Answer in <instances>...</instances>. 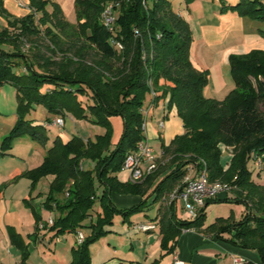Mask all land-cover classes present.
Here are the masks:
<instances>
[{
    "label": "trees",
    "instance_id": "16d2710c",
    "mask_svg": "<svg viewBox=\"0 0 264 264\" xmlns=\"http://www.w3.org/2000/svg\"><path fill=\"white\" fill-rule=\"evenodd\" d=\"M37 14L9 20L0 0V13L6 27L0 30V88L16 90L17 121L1 142V151L10 150L14 140L28 137L43 143L45 127L32 126L24 120L34 106H42L55 117L88 119L79 94L89 95L88 112L93 122L105 128L95 141L72 137L66 143L55 139L43 162L24 174L30 192L42 177L52 176L44 208L56 213L53 224L43 227L58 237L77 234L90 219L91 233L71 250L69 264H91L90 245L105 237L116 215L126 222L130 215L144 210L149 199L159 203L187 175L190 166L205 163L210 182L227 183L231 190L206 203H234L243 206L240 219L233 215L217 218L204 228L206 208L193 221L178 217L175 206H167L162 215L151 220L161 236L160 248L170 254L184 231L203 232L254 251L264 264V185L252 178L250 161L264 169V51L229 57V72L235 88L223 101L203 95L208 84L206 72L196 70L190 59L192 43L188 23L174 13L169 0H75L76 23H68L57 4L49 0H27ZM120 4L116 39L123 50L117 52L109 43L111 35L99 22L107 2ZM192 0H184L189 5ZM50 4L52 11H47ZM220 12L264 23V0H238L225 4ZM139 32L135 38L133 30ZM264 36V32H261ZM28 45V53L23 46ZM21 68L22 73L16 69ZM48 86L45 91L44 87ZM153 91L152 106L169 95L167 109H175L184 133L168 145L161 142L166 165L145 176L142 182L121 183L125 157L145 140L143 102ZM111 116L123 120V132L117 145H110ZM46 123H50L49 120ZM222 145L231 149L229 163H221ZM84 161L93 167L84 168ZM164 166V167H163ZM165 170V171H164ZM161 176L158 178L159 174ZM96 184L101 193L96 192ZM127 193L143 198L136 207L117 210L112 193ZM99 201L101 213L93 223L90 211ZM40 217L35 215L36 230ZM12 244L22 252L19 236L9 229ZM27 253L22 255L25 264ZM152 264H156V261Z\"/></svg>",
    "mask_w": 264,
    "mask_h": 264
},
{
    "label": "crops",
    "instance_id": "0c3cea01",
    "mask_svg": "<svg viewBox=\"0 0 264 264\" xmlns=\"http://www.w3.org/2000/svg\"><path fill=\"white\" fill-rule=\"evenodd\" d=\"M49 1L60 7L64 19L68 23H76L75 12L74 16L67 17L70 13L68 3L70 7H74L75 0ZM7 2L18 6L14 0H2V7L9 20L20 19L26 15L23 12H20L21 14L15 12L12 6L11 9H8ZM223 2L229 4L226 0ZM209 4L212 5V10L208 11L207 6ZM184 7L180 8V11L184 10V13L178 12V15L182 14L180 17L188 23L191 31L192 43L189 59L196 70L200 72L213 71L214 76L212 77L217 79V85L213 91H209V81L204 88L203 95L207 99L221 102L235 88L229 72V57L246 55L252 51H264V36L261 34L264 32V23L239 18L231 12L222 13L220 12V5L217 7L214 0H192L189 5ZM46 9L48 12L52 11L50 4ZM6 19L0 13L3 28L6 27ZM164 104V100L162 104L161 102L155 106L150 104L147 107L151 106L145 119L144 135H147L145 140L153 148L156 156L162 154L161 142L165 145L171 142L169 136L164 135L162 137L161 135V131L165 129V122L171 117L170 111L166 112L165 110L161 118H154L156 119L154 128L147 122L153 120V113L158 106H164ZM162 118L165 122L163 128L159 129L158 124ZM16 121L17 116H13L12 120L6 121L1 127L0 147L2 139L8 135ZM43 127H46V123L43 124ZM175 132V136L184 133L182 124ZM153 141H156L157 145H154ZM226 149L231 155V149ZM43 158V153L33 154L32 141L28 137H20L14 140L10 150H0V264H21L22 255L25 252L28 254L25 264H69L71 262V250L73 248L69 238L65 240L64 245L63 240H59L60 238L57 239L58 243H55L53 242L55 241L52 237L53 233H49L45 228L42 230L35 229V215L40 217L38 225L42 223L44 226L47 218L49 217V220L53 217L51 212H46L48 217H45V210L41 203L42 197L33 199V194L29 188L30 182L24 177V174L37 168L42 163ZM32 162H35L34 166H31ZM249 164L254 166L253 170L250 169L253 172V180L263 185L264 183L262 184L261 181L264 180V169L259 166L258 162L250 161ZM124 174L117 175L118 179L122 181ZM115 205L117 206V203ZM242 213L243 210L238 206L231 210V215L235 220H238ZM205 227H207L206 224ZM10 228L18 234L19 240L25 247L24 252L12 244L9 234ZM136 235L137 238L145 235V246L133 248V244L130 243V251L121 255L118 254L119 251L118 253L107 251L106 248L99 251L95 250V254L91 250V264H134L140 263V261L150 263L161 255L164 256H161L159 264H163V262L172 264L174 254L184 264H204L205 262H209V264H231L232 257L236 256L245 258L249 264H260L259 257L254 251L242 250L225 241L226 235L223 236V239H219L209 233L184 231L176 243L172 244L174 250L170 254H164L160 249L161 236L158 227L151 232L136 231ZM66 241H69L70 244H66ZM52 243L55 244L52 245ZM100 252H102V257L98 258ZM63 253L64 255H62Z\"/></svg>",
    "mask_w": 264,
    "mask_h": 264
},
{
    "label": "rangeland",
    "instance_id": "374dc122",
    "mask_svg": "<svg viewBox=\"0 0 264 264\" xmlns=\"http://www.w3.org/2000/svg\"><path fill=\"white\" fill-rule=\"evenodd\" d=\"M169 1H170L171 7L174 13L176 14H178V12H182V14L184 13V10L180 11L181 10L180 8H183L184 6H186L183 0H169ZM219 1L220 0H214V3H216L217 7H219L220 5ZM226 1L229 4H236L238 0H226ZM6 6L8 9H11V6H12L14 8V11L17 13L18 12L25 13V11L16 7L13 4H10V2H7ZM68 6H69L70 13L69 15H67V17L70 15L74 16V12H75L74 7L73 6L70 7L69 3H68ZM207 10L208 11L212 10L211 4L207 6ZM182 14L180 16H182ZM2 23L3 22L0 21V30L3 28V26L1 25ZM28 51L29 50L24 48L23 46V52L26 54L28 53ZM16 72L20 74L22 73V69L18 68L16 69ZM203 72L207 73L208 83L210 81L209 91L211 90L213 91V89L217 85V79H215V77H212L214 76L213 71L210 72V71L205 70ZM47 88L49 87L46 86L44 87L43 90L45 91ZM78 99L82 103V106L85 109V113L87 114L88 119L66 116L63 119L64 126L61 129L51 125L52 121L55 119V116L49 114L47 110L43 108L42 106H34L32 109H30L25 114L24 120L27 122V124L32 125V126H43V124H45L47 120L50 121V123H46V127L44 130L47 140H45L43 143H40L38 141L30 139L32 141L34 155L43 153L45 157L47 150L52 146L53 141L55 139L61 140L63 143H65L72 137H80L84 140H90L93 142L95 141L97 136L105 134L106 132L105 128L101 125L94 123L93 117L90 116L88 112V109H87L88 105L92 102V100L89 99V95L79 94ZM152 100H153L152 97L149 94H147L143 102V108L146 109L152 103ZM168 100H169V95H167L164 100L165 101L164 106L162 105L158 106L155 113H153V120L147 122V124H150L151 127L154 128V125L156 124L155 120L163 116V111L165 110L166 112L168 111L167 109ZM162 101L163 100H160L161 104H162ZM169 111H170L169 114H171V117H169V119L166 122L163 118L160 119L163 123L165 122V129L161 131V135L162 137L164 135H167L169 136L170 140H172V138H174L175 136L174 134H176L175 130L179 129V127L181 126V120L178 117L177 112L174 108ZM13 116H17L16 90L12 86L6 84L0 88V129L1 127L4 126L6 121L12 120ZM109 123H110V133H109L110 134V145L112 146V148H114L119 142L122 132H123V120L120 116H111L109 118ZM145 137H147V135H145ZM156 141H153L152 143L154 145H157ZM219 149L221 151V163L223 166H226L227 163H229L231 155L228 154L226 147L220 145ZM168 159L169 157L163 156V154H160L159 156H157L156 170L158 169L160 165H164V164L166 165ZM34 165H35V162H32L31 166H34ZM83 166L84 168L91 169L93 167V164L90 163L89 161H84ZM249 166H250V169L253 170V167H254L253 164H249ZM191 167L192 166H190V168ZM122 174H124L122 181L118 179L121 183L131 182L128 172H120L118 175H122ZM160 176H161V173L159 174L158 178ZM52 180H53V177L50 175L46 177H42L35 184V188L32 191L33 199H36V198L40 199L42 197L41 203L43 207L47 201V197L49 196V190H50V185H51ZM143 180L144 179H142L140 182H142ZM261 183L263 184L264 180L261 181ZM224 184H227V183H224ZM96 192L98 194L101 193V187L99 184H96ZM168 196L169 195H167L166 198H168ZM110 200H111L112 205L117 210L127 211L131 208L136 207L139 203H141L143 198L132 195V194L114 192L111 194ZM151 202L152 200L149 199L147 202L146 208L144 210H141L140 212H136L130 215V217L128 218L126 222H123L121 215H116L113 220V224L109 226L108 228L110 232L105 237L97 240L96 242L90 245V261L92 259L91 250H93L95 254V250L99 251V250L106 248L107 251H112V252L116 251L117 253L119 251L118 254L121 255L124 252L127 253L130 251V243L133 244L134 246L133 248L138 247V246H145V243H144L145 235L144 237L141 236L140 238H137L136 237L137 230L135 229V226L138 224H142V223L143 224L153 223L151 222V220L155 218L158 212L157 210L159 207V203L152 204ZM115 203H117V206L115 205ZM237 206L241 210H243L242 205H237L234 203L210 204L209 206H207L205 210L206 211L205 224L208 226L214 223L217 218L226 219L227 217L231 215V210L236 209ZM166 208L167 206H164V204H162V208L159 212L160 215H162V213L165 212ZM44 210H45V213H44L45 217H48L47 213H50V212L46 210L45 208ZM100 213H101V207H100L99 201H96L92 210L90 211L93 223L97 221V215ZM177 213L179 215L178 217L181 220L188 221V222L193 221L189 219L188 214L185 213V211L183 210L182 203L179 201L177 203ZM51 214L53 218L56 217V213L51 212ZM90 224H91L90 219L85 220L82 224L83 227L80 229V232L84 235V237L88 236L91 233ZM52 237H54L55 241L53 242L55 243H58L57 239L60 238L59 240H63L62 243L64 245L65 240L69 238L71 240L72 248H75L77 245L76 244V234L68 233V234H63L58 237H55L52 234ZM55 243H52V245H54ZM160 243H161V240H160ZM66 244H70V242L66 241ZM46 252L50 253L48 251ZM62 255H64V253ZM161 256H158L156 259H153L150 263H144V261H140V263H134V264H152L155 261H156V264H159L161 258L164 255L162 257ZM100 257H102V252L99 253L98 258ZM163 264H168V262H163ZM204 264H209V262H205Z\"/></svg>",
    "mask_w": 264,
    "mask_h": 264
},
{
    "label": "built area",
    "instance_id": "2783aa9c",
    "mask_svg": "<svg viewBox=\"0 0 264 264\" xmlns=\"http://www.w3.org/2000/svg\"><path fill=\"white\" fill-rule=\"evenodd\" d=\"M17 6L25 11L26 14H34L37 18V14L29 6L25 0H14ZM120 4L118 2H107L99 16V22L104 30L111 35L109 39L110 45L117 51L123 50V45L120 40L116 39L119 28L117 25V18L119 14ZM133 35L135 38H139V32L134 29ZM24 48H28V45H24ZM152 99L156 94L151 91L149 94ZM153 102V100H152ZM152 105V103H151ZM151 107V106H150ZM149 108L142 109V115L144 117L143 131H145V119L148 115ZM59 129L63 128L64 120L61 117H55L51 123ZM159 129L163 128V122L158 124ZM157 168V156L153 148L143 140L137 146V149L131 153H128L125 157L124 164L121 172H128L132 183L140 182L145 176L153 173ZM231 190V187L221 182H210L207 175V170L204 162H201L200 168L192 166L189 168L187 175L182 179L180 185L176 187L168 196L163 200L165 206H175L177 209L178 201L182 203L183 210L188 214L189 219L194 220L205 208L206 203L221 195H226ZM48 226L53 224V220L46 221ZM44 224H39L38 229L42 230ZM135 229L139 232H151L157 229L155 223L150 224H138ZM84 240V235L79 231L76 234V244L79 245ZM172 264H184L179 260L177 255L174 254ZM231 264H249V262L242 257H232Z\"/></svg>",
    "mask_w": 264,
    "mask_h": 264
}]
</instances>
